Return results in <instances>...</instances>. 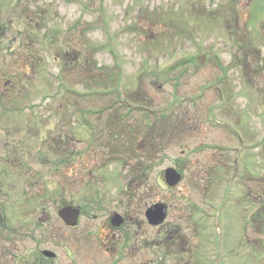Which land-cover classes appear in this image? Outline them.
I'll return each mask as SVG.
<instances>
[{"label": "rangeland", "instance_id": "obj_1", "mask_svg": "<svg viewBox=\"0 0 264 264\" xmlns=\"http://www.w3.org/2000/svg\"><path fill=\"white\" fill-rule=\"evenodd\" d=\"M0 13L16 37L0 79L24 84L0 98V264H264V0H0ZM167 123L181 131L153 158L139 139ZM61 203L89 213L78 231L59 226ZM113 211L128 225L105 253Z\"/></svg>", "mask_w": 264, "mask_h": 264}, {"label": "flooded vegetation", "instance_id": "obj_2", "mask_svg": "<svg viewBox=\"0 0 264 264\" xmlns=\"http://www.w3.org/2000/svg\"><path fill=\"white\" fill-rule=\"evenodd\" d=\"M35 15L37 16L38 14L35 13ZM5 21H6V18L2 17L1 16V13H0V26H1V31H0V44H1V48H0V50H2L3 53H5L6 55H8V54H12L13 51H12V49H6V52H5V47L6 46H4V44H7V40L10 39V38H14L15 36H14V31L12 30V27L10 28L8 25H6L5 24ZM19 34L21 35L20 32H19ZM29 37H31V36H29ZM29 37H28V39H29ZM17 38H19V37H17ZM23 65L26 67L27 63H24ZM24 76L25 77L27 76L26 73L24 74ZM0 81H1L0 82V98H3L4 97V98L8 99V97L11 94H12V97H13V95H14V93L16 91L19 92V93H21V91H23V88L22 87H24V84H22V81L19 78H16L13 75H12V77L9 78L8 76L6 77L5 76V73H4V76L0 79ZM22 131L14 132V131H11V130L9 131L8 130V133H6V134H7L8 137L9 136L12 137L14 134H16V138L18 139L17 142L19 141L21 144H23V142L28 143L29 138H28L27 135L23 137V135L25 134V132H22ZM154 131L156 132L157 129L156 130L153 129L150 132V134H151L150 137H148L147 135H144L145 137L142 136L139 139V142H142L143 143L142 140H143V138H145V142L143 143V148H142L144 151H147V147H146L147 146V142H148L149 146L152 149L155 148L154 149L155 152L152 153L153 158H154L155 153H156L155 143L158 142L157 136L155 135L157 133H155ZM28 134L30 136V133H28ZM34 137H36V139H39L40 138V140H39L40 141V145L41 144H46L47 138H42L39 135L33 136V138ZM30 138L33 139L31 136H30ZM5 140L6 141L3 142V143H9L8 139L5 138ZM9 140L16 141V139H14V138H9ZM16 143H14L13 145H15ZM9 145H8V147H9ZM146 154H147V152H146ZM124 160L127 161L125 158H124ZM234 162H235V160H234ZM234 165L236 166V170H235L236 175H235V178H237L239 172H238V168H237L236 162L234 163ZM85 167H87V164H85ZM86 173H87V168L84 169V172H80L78 174L76 173L75 174V177L76 178H78L80 176L85 177L86 176ZM69 206L79 209L78 223L74 227H70V226L66 225L65 222L63 221L62 216L60 215V212L62 211V209L65 208V207H69ZM148 210L149 209H147L145 211V217H146V212ZM88 216H89V213L85 210V208L82 207V206H80V205H78V204H76V205L75 204L68 205V204L61 203L60 206L57 209V217H58L59 226L65 228L67 230H72L73 232H76V231L79 230L80 226L83 224L84 219H86ZM116 216L120 217V219L122 221L121 225H118L117 222H113V219ZM52 220H53L52 219V216L46 210H44V211L40 212L39 214H37V217L35 218V223L37 225H39V226H45L47 224H50ZM147 222H148V220H147ZM126 225H128L127 218L125 217L124 214H122L119 211L110 212L105 217L104 223H103V227L106 230V234L103 236L102 241L99 242V246H100V243H101L102 244V248L104 249L105 253H107V252L110 253L111 251L108 248L112 244L113 245L116 244V242L123 237L122 233L124 232ZM149 225H150V223H149ZM151 226H153V225H151ZM180 239H182V238L180 237ZM185 240L182 239V241H180L179 244L180 245H184V243L187 241V240L186 241ZM186 243L188 244V241ZM45 251H48V250L41 251V255L45 259H54L56 257L55 256L54 258H47L44 255V252ZM44 258H43V260H44ZM122 259H123V257L120 256V259L119 260L118 259H114L113 262H115V263L118 262L119 263V262L122 261Z\"/></svg>", "mask_w": 264, "mask_h": 264}, {"label": "water", "instance_id": "obj_3", "mask_svg": "<svg viewBox=\"0 0 264 264\" xmlns=\"http://www.w3.org/2000/svg\"><path fill=\"white\" fill-rule=\"evenodd\" d=\"M0 31H1V26H0ZM182 179H183V174L174 168H170L165 171L164 180H165L166 185L169 188H173L177 186L179 183H181ZM60 215L62 216L63 221L65 222L66 225L70 227H74L78 223L79 209L71 207V206L65 207L60 212ZM146 218L148 222L150 223V225H153V226H157L163 222V219L152 208H150L146 212ZM113 222H117L118 225H121L122 223L120 217L118 216H116L113 219ZM44 255L47 258L55 257V254L50 251H45Z\"/></svg>", "mask_w": 264, "mask_h": 264}, {"label": "trees", "instance_id": "obj_4", "mask_svg": "<svg viewBox=\"0 0 264 264\" xmlns=\"http://www.w3.org/2000/svg\"><path fill=\"white\" fill-rule=\"evenodd\" d=\"M168 125V126H167ZM167 127H164V128H160L159 130H158V132L156 131H154L155 133H157V134H155L156 136H157V139L159 140V139H161V140H167V138L168 137H170V135H171V133L172 132H174V131H181L180 129H179V127L177 126V128L174 130H172V128L171 129H168V128H170L171 127V124H168L167 123ZM154 128H152L149 132H151L152 130H153ZM174 134H175V132H174ZM148 137H150L151 136V134H146ZM146 152H144L143 154H140L139 155V157L140 158H143V157H145V156H147L146 154H145ZM150 156L151 155H149V158H150ZM134 157H137V154H134ZM126 159V158H125Z\"/></svg>", "mask_w": 264, "mask_h": 264}]
</instances>
